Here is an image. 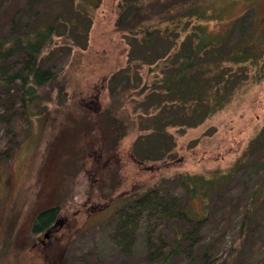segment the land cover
I'll return each instance as SVG.
<instances>
[{
    "label": "trees",
    "instance_id": "1",
    "mask_svg": "<svg viewBox=\"0 0 264 264\" xmlns=\"http://www.w3.org/2000/svg\"><path fill=\"white\" fill-rule=\"evenodd\" d=\"M51 1L47 19L38 18L33 24L24 22L23 10L16 7L10 32L0 35V70L7 61L14 68L0 71V125L6 136L14 133L11 117L29 119L52 100L48 89L57 75L45 67L44 58L56 44L60 26L78 30L79 19L88 18L84 6L93 8L102 0ZM217 2H120L116 27L126 32L129 65L111 77L110 94L119 106L128 100L133 103L136 122L144 132L132 150L140 163L151 155L168 154L175 143L170 128L184 132L200 126L245 85L264 80V29L253 16L245 21L246 14L225 20L223 12L230 6L217 9ZM234 2L238 1L231 0V5ZM244 3L255 13V0ZM210 21L223 25L210 27ZM60 37L70 41L67 34ZM145 66L144 78L140 71ZM100 113L97 105L93 116ZM108 119L99 127L105 141L97 136V123L85 130L89 146H97L101 153L113 146L110 137L120 138L127 131L123 119ZM13 148L7 140L0 152L8 155ZM236 159L226 171L180 172L130 196L116 214L118 243L128 246L133 231L142 227L147 264H264V126ZM250 173L257 181L252 197L237 205V185H248ZM60 213L59 205L40 211L33 233L53 226ZM230 231L238 232V241L229 243Z\"/></svg>",
    "mask_w": 264,
    "mask_h": 264
},
{
    "label": "rangeland",
    "instance_id": "2",
    "mask_svg": "<svg viewBox=\"0 0 264 264\" xmlns=\"http://www.w3.org/2000/svg\"><path fill=\"white\" fill-rule=\"evenodd\" d=\"M236 1L231 5V0H218L215 8L229 4L222 15L225 20L246 14L245 21L253 16L264 29V0H255V13L247 10L244 0ZM120 2L84 6L88 18L79 19L76 31L60 26L58 34H67L70 41L57 36L44 58L45 67L57 75L48 89L51 102L29 119L11 117L12 136L0 125V146L7 140L14 146L8 155L0 152V264H147L142 227L133 231L128 246L117 241L116 214L125 200L180 172L226 171L264 126L263 80L245 85L200 126L184 132L170 128L175 143L167 155H151L143 163L133 158L134 143L144 132L133 103L119 106L110 94L111 77L129 65L126 32L116 27ZM51 3L0 0V35L10 32L16 7L23 10L24 22L33 24L46 17ZM222 23L210 21V27L220 28ZM10 62L1 70L14 69ZM147 69L140 71L144 78ZM97 105L101 113L93 116ZM108 117L123 119L127 131L120 138L110 137L113 146L101 153L89 146L85 130L97 123V136L105 141L99 127ZM246 181L248 185H237L234 203L240 206L251 199L257 182L251 173ZM56 205L61 213L54 225L33 233L37 214ZM238 237L237 231H230L227 239L234 243Z\"/></svg>",
    "mask_w": 264,
    "mask_h": 264
},
{
    "label": "water",
    "instance_id": "3",
    "mask_svg": "<svg viewBox=\"0 0 264 264\" xmlns=\"http://www.w3.org/2000/svg\"><path fill=\"white\" fill-rule=\"evenodd\" d=\"M46 236H48V234L46 233Z\"/></svg>",
    "mask_w": 264,
    "mask_h": 264
}]
</instances>
